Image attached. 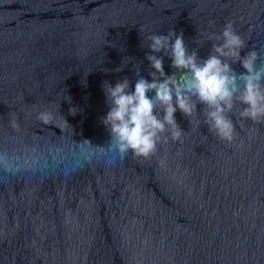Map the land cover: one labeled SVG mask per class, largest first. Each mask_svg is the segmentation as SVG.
<instances>
[{"label":"water","instance_id":"obj_1","mask_svg":"<svg viewBox=\"0 0 264 264\" xmlns=\"http://www.w3.org/2000/svg\"><path fill=\"white\" fill-rule=\"evenodd\" d=\"M228 23L264 65V0H0V264H264V122L237 103L228 142L177 111L147 159L101 123L105 82L151 80L148 34L206 59Z\"/></svg>","mask_w":264,"mask_h":264},{"label":"clouds","instance_id":"obj_2","mask_svg":"<svg viewBox=\"0 0 264 264\" xmlns=\"http://www.w3.org/2000/svg\"><path fill=\"white\" fill-rule=\"evenodd\" d=\"M145 39L152 53L145 57L151 80L139 76L137 71L134 88L127 78L103 84L109 110L101 123L121 155L131 152L147 159L156 153L162 140L170 137L180 141L184 131L177 123L176 113L189 118L198 105L203 106L208 130L224 141L234 140L235 126L228 113L237 103L244 106L239 112L242 121L264 122V65L257 67L259 53L255 49L241 55L247 45L231 23L215 36L218 43L212 45L206 59H201L195 50L189 52L182 32L151 33ZM160 53L171 59L176 70L171 75L165 73L163 56L157 55ZM234 63H239L244 72L236 73ZM241 79L243 88L238 86ZM76 111L70 108L71 114ZM54 118L49 111L38 115L45 125Z\"/></svg>","mask_w":264,"mask_h":264}]
</instances>
